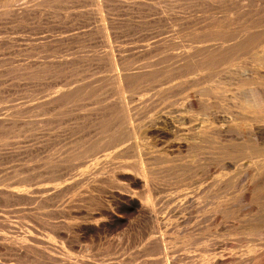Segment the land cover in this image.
Segmentation results:
<instances>
[{"label": "bare ground", "instance_id": "1", "mask_svg": "<svg viewBox=\"0 0 264 264\" xmlns=\"http://www.w3.org/2000/svg\"><path fill=\"white\" fill-rule=\"evenodd\" d=\"M222 5L234 11V23L228 14L221 17ZM194 8L214 10L208 25L196 22ZM2 20L24 26L35 40L26 52L31 61L0 60V84H15L34 102L30 111L11 113L15 122L8 115L0 120V150L22 132L17 122L32 124L36 147L31 179L20 174L21 165L11 175L2 169L9 175L0 177V197L26 190L28 180L34 197L27 218L8 194L14 203L0 209V252L8 246L22 252L12 238L23 232L33 238L34 246L23 248L33 264H96L82 251L87 239L91 252L97 242L106 256L122 259L139 246L126 264H184L189 257L193 264H264L263 205L259 215L252 213L256 190L264 186V0H0ZM75 24L82 34L71 32L69 41L53 37ZM145 25L156 34L146 46L148 59H160L132 68L122 41ZM65 119V139L50 146L54 124L61 127ZM232 132H247L250 141L243 146L238 134L242 147L221 144V133ZM255 155L261 159L253 162L248 185L240 188L229 171L221 176V163L235 166ZM59 184L65 193L56 192L63 191ZM237 187V208L222 203L221 195ZM64 198L60 227L55 213ZM181 210L190 213L177 220Z\"/></svg>", "mask_w": 264, "mask_h": 264}, {"label": "rangeland", "instance_id": "2", "mask_svg": "<svg viewBox=\"0 0 264 264\" xmlns=\"http://www.w3.org/2000/svg\"><path fill=\"white\" fill-rule=\"evenodd\" d=\"M246 3V5H250V1L248 2H245ZM249 3V4H248ZM223 7H221V17H223V16H225L226 17V15H227V17L226 18H230V20H231V22L234 20V18H235V14H234V11L233 12H231V8H229V6L227 7H225L224 5H222ZM228 9V10H227ZM207 10V9H206ZM205 9L203 10V9H199V8H194L192 11L193 12H191L192 13V15L194 14V15H196V17H195V20L197 19V21L196 22H200V26H205V25H208V22L210 21L209 20V18L211 17V15L213 14V11L214 10H212V9H208L207 11H206ZM195 11V12H194ZM198 11H200V12H204L205 11V13L203 14V12L202 13H200V12H198ZM225 11V12H224ZM227 11V12H226ZM198 12V13H197ZM210 12H211V14H210ZM229 12H230V14H229ZM206 13H208V14H206ZM201 14V15H200ZM209 15L208 17L206 16V15ZM202 15H203V18H205V16L207 17V18H205L204 20H203V18L200 20V17L199 16H201L202 17ZM199 18H198V17ZM233 19V20H232ZM202 20L205 22H202ZM232 23H234V22H232ZM5 24H4V20H2L1 22H0V44H2V46L0 45V60L2 59V60H7V62H8V58H10V62L11 63H13V61H15V62H18V60L20 61V60H26L27 61V59L29 60V61H31V57H29L28 56V51L30 52V50H31V48L33 47V42H34V38H35V36H33V33H30L31 35H29L28 33H29V31L28 30H26L27 28H25L24 26H22V27H13V26H11V25H9V26H4ZM2 26V27H1ZM26 27H27V25H25ZM76 28H72L73 26H71V28H69L68 30H66L67 31V34H65V33H63L64 32V30L63 29H59V30H56L55 32H54V34H53V37H57V38H59L60 37V39H62V37L63 38H65L66 37V39L67 38H69V39H67L68 41L69 40H71L72 39V34L74 33V36L73 37H75V36H77V33L78 34H82V31H81V29H80V27L78 26L77 27V24H75L74 25ZM8 27V28H7ZM11 27H13V29L11 28ZM24 27V28H23ZM149 26H146L145 25V28H144V30L142 31V32H139V33H129L128 35H126V36H124V38H125V40H126V42H125V40L123 39V41L122 42H124L122 45H124V46H122L125 50H126V52L127 51H131V53L130 52H127V57H129V60H132L131 62H132V68H139V67H141V65L143 66V63H144V65H145V63H147V62H155V61H157V60H159L160 59V57L158 56V55H154L152 58H150V59H148L149 58V53H150V51L148 50V47H146V46H149V45H151V43L155 40V35L156 34H152V31L148 28ZM20 28V29H19ZM31 28V27H30ZM78 28V29H77ZM148 30H147V29ZM71 29V30H70ZM72 29H77L76 31H73ZM25 30V31H24ZM80 30V31H79ZM13 31V32H12ZM58 31H59V33H58ZM146 31V32H145ZM18 32V33H17ZM62 32V33H61ZM71 32H72V34H71ZM165 32V33H164ZM10 33V34H9ZM13 33V34H12ZM60 34V36H56L57 34ZM148 35H147V34ZM162 33L163 34H161L162 36H163V38H166V37H169L170 36V30L169 29H167V31H166V29L164 30V31H162ZM56 34V35H55ZM66 36H65V35ZM132 34V35H131ZM11 35V36H10ZM134 35V36H133ZM145 35V36H144ZM160 35V37H162ZM168 35V36H167ZM28 36H30V37H28ZM62 36V37H61ZM68 36V37H67ZM79 36V35H78ZM11 37V38H10ZM16 37V38H15ZM32 37V38H31ZM34 37V38H33ZM131 38V39H130ZM19 41H18V40ZM24 39H25V41H24ZM29 39V40H28ZM34 39V40H33ZM129 39V40H128ZM166 39H168V38H166ZM27 40V41H26ZM64 40V39H63ZM10 41H12V42H10ZM152 41V42H151ZM6 42V43H5ZM8 42V43H7ZM25 42V43H24ZM129 42V43H128ZM16 43V44H15ZM27 43V44H26ZM135 43V44H134ZM149 43V44H148ZM10 44V45H9ZM29 44H31V45H29ZM130 44V45H129ZM148 44V45H147ZM26 45V46H25ZM129 45V46H128ZM18 46H19V48H18ZM3 49H2V48ZM126 47H128V48H130V49H126ZM141 47H146V49H143V48H141ZM8 49V50H7ZM28 49V50H27ZM133 49V50H132ZM139 49V50H138ZM26 50V51H25ZM142 50H143V52H142ZM144 50H145V52H144ZM22 51V52H21ZM24 51H25V53H24ZM148 51V52H147ZM2 52V53H1ZM13 53V54H12ZM75 54H77V55H79L80 53H78V52H74ZM145 53H147L146 54V56L145 55H141V54H145ZM74 54V55H75ZM104 54V53H103ZM130 54V55H129ZM4 55V56H3ZM6 55V56H5ZM73 55V56H74ZM77 55H75V56H77ZM133 55L135 56V57H133ZM73 56H71V57H73ZM27 57V58H26ZM70 56L68 57V58H71ZM130 57L132 58V59H130ZM147 57V59H145ZM7 58V59H6ZM15 58V59H14ZM140 58V59H139ZM156 58H159V59H156ZM145 59V60H144ZM155 59V60H154ZM13 60V61H12ZM74 83L75 84V82L74 81H69V86L70 85H74V84H72V83ZM71 83V84H70ZM1 85L2 84H0V87H1ZM3 87V88H2ZM2 87L0 88V120H3L4 118H5V116L6 115H8V117H11L12 118V120L14 119V122L16 121V119H17V117L18 116H16L17 114H21V113H24V112H27V111H30V109L33 107V104H34V102L31 104V98L30 97H28L27 95H29V93L27 92V94H24L25 92L23 91V93H22V91H21V88H19V87H17L15 84H11L10 85V82L9 83H7V85H2ZM6 87V88H5ZM5 89V90H4ZM6 89H8V91L5 93V91H6ZM28 89H30V88H28ZM13 92V93H12ZM1 94H3V96H4V98H3V96H1ZM31 94V93H30ZM21 96V97H20ZM29 98V99H28ZM4 100V101H3ZM22 100V101H21ZM31 100V101H30ZM20 101V102H19ZM4 102V103H3ZM11 103V104H10ZM17 105H18V107H17ZM28 105V106H27ZM31 105H32V107H31ZM12 106V107H11ZM19 106L21 107V110L19 109V110H14V109H18L19 108ZM13 107H15V108H13ZM26 108V110H24V112H23V108ZM29 107V108H28ZM31 107V108H30ZM12 108H13V110H12ZM2 109V110H1ZM6 110H8V111H6ZM9 112V113H8ZM15 113V114H11V113ZM4 113V114H3ZM6 113V114H5ZM3 114V115H2ZM12 115V116H9V115ZM7 117V116H6ZM30 120V119H29ZM68 121H66V119H65V124L64 125H66V123H67ZM17 125L16 126H18V128L17 127H15V130L17 129H20L22 132L18 135V136H15L14 137V139L11 141V142H9L11 145H9V144H7L6 146H5V148L4 149H2V150H0V177H5V176H7V175H11L12 174V172L14 171V170H16V169H14L13 168V166L16 168V167H18L17 168V170L19 171V165H21L20 166V174L21 175H23V173L25 174L24 176H28L29 178H27V179H31V176H32V174H33V172H32V168H33V164H34V162L32 161V155L34 154L33 152V149H35V147H36V142H35V135H34V133H33V131H32V129H30L31 127H33V126H31L30 127V125H32V124H28V125H26L24 128H28V129H24V128H21V127H19V123L17 122L16 123ZM68 124V123H67ZM64 125H62L61 127H57V128H55V126H57V123L56 124H54V126H53V132H52V134L53 133H55L54 134V136L52 137V141H54V142H51V144H50V146H52L53 144H54V146H56V144H57V146L58 145H60V143H61V140H64L65 139V135L67 134V125L66 126H64ZM26 130V131H25ZM66 130V131H65ZM24 131V132H23ZM28 131V132H27ZM26 132H27V134H26ZM57 133V134H56ZM242 133V132H241ZM246 134H244V133H242L241 135H240V132L239 133H235L234 135H232L233 134V132L232 133H229V134H224V133H221V144H228V143H231L232 141V143L231 144H233V143H235L234 145L235 146H238V147H242L241 146V144L243 143V142H241V140L243 141V139H245V141H244V143L242 144L243 146H244V144H247L248 143V141L246 140V139H248L249 141H250V135H248L249 133H247V132H245ZM61 134V135H60ZM231 134V135H230ZM239 134V136H240V141H239V136L237 137L236 135H238ZM24 137H23V136ZM34 135V136H33ZM228 135H229V137H228ZM244 135V136H243ZM21 136V137H20ZM56 136V137H55ZM236 136V137H235ZM250 138H249V137ZM20 137V138H19ZM59 137V138H58ZM247 137V138H246ZM17 138H19V140H17ZM58 138V139H57ZM243 138V139H242ZM16 140V141H15ZM226 142H225V141ZM229 140H230V142H229ZM228 141V142H227ZM239 141V142H238ZM19 142H21V143H19ZM224 142V143H223ZM246 142V143H245ZM237 143H239V144H237ZM34 144V145H33ZM237 144V145H236ZM250 144V143H249ZM10 147H9V146ZM16 147H15V146ZM40 145H46V144H40ZM9 147V149H8V147ZM18 147V148H17ZM22 147V148H21ZM16 148V149H15ZM11 149V150H10ZM13 149H14V151H13ZM18 149H20V150H18ZM4 150H6V151H4ZM8 151V152H7ZM15 152V153H14ZM13 153V154H12ZM18 153V154H17ZM21 153V154H20ZM5 154H6V156H5ZM25 154V155H24ZM1 156H4V157H1ZM16 156V157H15ZM13 157V158H12ZM253 157H256V155L255 156H253ZM245 159V160H244ZM259 159H261V157H259L258 158V156L256 157V158H242L241 160H239L237 163H239V164H236L235 166H234V164H228V162H226V164H225V162H223V163H221V176H222V174L224 175V174H228V172L227 171H229V174H230V176H233V179H234V177H235V179H236V182H237V185H239V187H240V185L241 186H243V185H248L249 183H250V181H251V174H253L254 173V169L253 168H255V166H254V163L257 165V163L259 164V162H258V160ZM10 160V161H9ZM13 160V161H12ZM18 160H19V163H18ZM255 160H257V161H255ZM243 161V162H242ZM254 162V163H253ZM9 163V164H8ZM15 164H17L16 166H15ZM23 164V165H22ZM25 164V165H24ZM27 164V165H26ZM245 164H246V166H245ZM3 165V166H2ZM12 165V166H11ZM244 165V166H243ZM248 165V166H247ZM23 166V168L24 169H22L21 167ZM227 166V167H226ZM28 167V168H27ZM30 167V168H29ZM242 167V168H241ZM247 167H249V171L247 170ZM7 168H10V169H12V170H9V171H11V173L9 172V171H7V173H9V174H7L6 173V171H4V174H3V170L2 169H5V170H7ZM227 168V169H226ZM243 168H244V170H243ZM264 165L261 167V169H260V174L261 173H263L264 172ZM29 170V171H28ZM31 170V171H30ZM224 170H226V171H224ZM247 170V171H246ZM24 171V172H23ZM244 171V173H242ZM246 171V172H245ZM23 172V173H22ZM28 172V173H27ZM249 172V173H248ZM251 172H253V173H251ZM6 173V174H5ZM233 173H234V175H233ZM240 173V174H239ZM248 173V174H247ZM251 173V174H250ZM228 174V175H229ZM243 174H244V178H243ZM250 174V175H249ZM3 175H5V176H3ZM30 175V176H29ZM242 175V176H241ZM249 175V176H248ZM24 176H22V177H24ZM239 176V177H238ZM247 176L248 177H250V178H247ZM26 177H24L25 179H26ZM237 177V178H236ZM242 178V179H241ZM253 178L255 179H257L258 178V175L256 176H253ZM234 179V180H235ZM238 179V180H237ZM241 179V180H240ZM253 179V180H254ZM255 179V180H256ZM29 181V183H27L28 185V187L26 188V190H20V192H17V193H12V192H10V194H9V191L7 190V191H5L6 193L4 194L3 193V196H1L0 197V205H1V203H2V205L0 206V209H4V208H8V206H11L14 202H13V200L15 201H19L20 202V207L22 208V211H21V215H24V216H26L27 218H30V216H31V213H32V210H33V199H31V200H28L31 196H33L34 197V194H32V193H34V192H32L33 190H32V185H31V182H30V180H28ZM245 181V182H244ZM247 181V182H246ZM249 181V182H248ZM241 184H240V183ZM258 182V183H257ZM257 182H256V184L257 185H260L262 182H260V179H258L257 180ZM259 182H260V184H259ZM26 185V184H25ZM24 185V186H25ZM64 184H62V186H60V184L59 185H57L56 186V188L58 187H62L63 188V191H61V190H56V192L58 193L59 191V194H62V193H65V185L63 186ZM31 187V188H30ZM239 187H237V188H235L234 190H233V192H232V194H231V192L230 193H226V194H222L221 195V199H223L224 198V200H221V201H223L222 203H228L227 202V200H230L229 201V204H232V205H234L235 207H233V208H237V195L239 194V190L238 189H240ZM258 187V186H257ZM261 187V188H260ZM260 187L259 188H257L258 189V191L256 190V194H260L258 197L263 201L264 200V196H263V194H264V188H262V187H264V186H261L260 185ZM62 188H60V189H62ZM27 189H28V191H27ZM31 189V190H30ZM24 191H26V192H24ZM30 191V195H28V194H26L27 192H29ZM235 191H237V192H235ZM24 192V193H23ZM262 192H263V194H262ZM238 193V194H237ZM7 194V195H6ZM8 194L10 195V197L8 196ZM262 194V195H261ZM11 195H12V197H11ZM226 195V196H225ZM235 197H234V196ZM26 196V197H25ZM225 196V197H224ZM229 196V197H228ZM232 196V197H231ZM8 197H9V199H13V200H9L8 199ZM22 197V198H21ZM32 197V198H33ZM3 198V199H2ZM15 198V199H14ZM25 198H27V199H25ZM230 198V199H229ZM226 199V200H225ZM234 199V200H233ZM260 199H258V201H257V203L252 207V208H256L252 213L253 214H255L254 212L255 211H257V209H258V206L259 205H263V206H261V207H259V210H263L264 211V201H263V203H261L259 200ZM3 200H4V202H3ZM64 201H62V202H60L61 204H58V207H57V211H56V213H55V217H56V220H55V223H57V224H59V223H61V224H59V226L61 227V225H62V227H65V221H64V219H65V210H66V204H64V203H66V200H65V198L63 199ZM235 200H236V202H235ZM5 201H6V203H7V205H6V203H5ZM11 201H12V203H11ZM22 201L24 202L23 204H22ZM29 201H32L31 203H29ZM224 201H226V202H224ZM232 201V202H231ZM233 201H234V203H233ZM26 202V203H25ZM260 202V204H258ZM5 204V207L3 208V206H4V204ZM249 203V202H248ZM28 206H26V205ZM22 205L24 206V207H22ZM63 206V207H62ZM2 207V208H1ZM167 207H169V209L170 208H174L175 209V207H174V205H169V206H167ZM64 208V211L62 212V209ZM23 209H25V211L26 212H24L23 211ZM61 209V210H60ZM169 209H167V210H169ZM173 209V210H174ZM59 210V211H58ZM167 210L165 211V213L167 214ZM173 210H169V211H173ZM28 211V212H27ZM187 211L189 212V210H186V213H184L185 211H182L181 210V212L179 211V213H177V215H176V217H177V220L179 219V218H181L182 216L183 217H188V214H187ZM24 212V213H23ZM23 213V214H22ZM168 213H171V212H168ZM190 213V212H189ZM261 212L260 211H257V215H259ZM183 214H185V215H183ZM246 214H248V213H246ZM60 215H61V217H62V219H61V217H60ZM63 215V216H62ZM59 218H58V217ZM180 216V217H179ZM179 217V218H178ZM63 220V221H62ZM60 221V222H59ZM180 224H181V227L182 226H184V224H183V222H181V220H180ZM120 231V230H119ZM62 232H64L65 233V230L63 231L62 230ZM22 234H20V232H19V235H18V237H17V235L15 236V237H13L12 239L14 240L15 238V243L17 244V245H19L20 246V244H21V247L22 248H20L19 247V249H21L22 250V252H19V251H14V250H12V248H9L10 246H8L7 248H6V250H5V248H3V250H1V252H0V256H1V264H20V262H21V264H26L27 262H24V261H28V262H30V264H33V259H32V257H31V254L30 253H28L27 251L28 250H30V247L32 246H34V244H33V238H31V236H27L25 233H23V232H21ZM25 234V235H24ZM114 234V232H113V230H109V232L107 233V235H109L110 237L112 236ZM21 236V237H20ZM25 236H27V237H25ZM20 237V238H19ZM23 237V238H22ZM26 239H25V238ZM31 239H30V238ZM23 239V240H22ZM20 240H22V243H20L21 241ZM26 240V241H25ZM88 240L89 239H87V242H86V240H85V242H82L81 244L82 245H84L83 246V248H82V251H84L83 253L84 254H89V256L91 257V256H93V260L96 262V264H100V263H104V260H105V263L104 264H116V263H118L119 261V263L118 264H121L122 262V260H124V264H126L127 262H129V260H130V258H131V261L132 262H134V256H135V253H136V251L137 250H139L140 248H138L139 246H137V245H134V246H132L130 249H129V252H127V253H125V254H127V256L126 257H130L129 259L128 258H126L125 257V259H122V258H120V256H118V254L116 255H112V254H107L108 256H109V258H108V256H106L104 253H103V250L101 249L100 250V247L98 246L99 244L97 243V242H95L92 246H93V251L91 252L88 248L91 246V242H88ZM19 241V242H18ZM28 241H30V242H28ZM31 241H32V244H31ZM18 242V243H17ZM23 242H25V246H24V243ZM48 242H50L51 244H55V243H53L54 241H48ZM89 245H88V244ZM98 244V245H97ZM229 244V246L231 245L232 246V243L231 242H229L228 243ZM28 245H30V246H28ZM56 245V247H58L57 246V244H55ZM85 246H88V248L87 247H85ZM25 247V249H28V250H26L25 251V249H23ZM91 248V247H90ZM11 250V251H8V250ZM99 249V253H97V250ZM5 250V251H4ZM78 249H75V252L73 253L75 256H76V254H77V251ZM65 251H67V252H71V249H70V247H69V245H67L66 243H65ZM77 251V252H76ZM102 251V252H101ZM135 251V252H134ZM94 252H95V254H97V255H95L94 254ZM2 253V254H1ZM76 253V254H75ZM6 254H9V255H6ZM25 254H26V256H25ZM130 254V255H129ZM132 254V255H131ZM22 255V256H21ZM78 255V254H77ZM95 255V256H94ZM101 255V256H100ZM21 256V257H20ZM24 256V257H23ZM97 256H99V257H97ZM115 256V257H114ZM117 256V257H116ZM13 257V258H12ZM18 257H20L21 258V260L22 259H24L23 261H19V259L20 258H18ZM76 257H78V256H76ZM228 256H225V258H227ZM108 258V259H107ZM116 258V259H115ZM119 258V259H118ZM190 258V257H189ZM189 258H186V261H187V259H189ZM27 259V260H26ZM122 259V260H121ZM190 259H192V261H191V263L193 262V257H191ZM15 261H16V263H15ZM97 261H98V263H97ZM116 261V262H115ZM130 261V262H131ZM185 260H184V264H185V262H186ZM188 261H190V260H188ZM194 262H196L195 261V259H194ZM229 262V261H228ZM122 263V264H123ZM191 263H187L186 262V264H191ZM193 264V263H192ZM232 264H234L233 262H232Z\"/></svg>", "mask_w": 264, "mask_h": 264}]
</instances>
